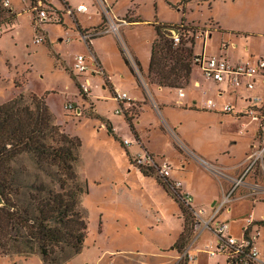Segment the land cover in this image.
Instances as JSON below:
<instances>
[{"label":"rangeland","instance_id":"rangeland-1","mask_svg":"<svg viewBox=\"0 0 264 264\" xmlns=\"http://www.w3.org/2000/svg\"><path fill=\"white\" fill-rule=\"evenodd\" d=\"M10 1V7L6 9L12 12L2 17L8 22L13 21V27H4L0 39V105L22 92L44 97L56 118V125L81 143L75 170L88 186L87 193L81 196L88 237L78 255L69 249L63 254L58 251L57 256L69 258L61 264L169 262L167 253L171 247L183 233L184 237L189 235L183 228L188 216L183 215L179 205L166 193L159 183L163 180L159 175L148 177L136 172L127 154L128 150L133 159L132 152L136 147L127 146L125 150L108 134L107 127L111 125L123 141L134 137L120 104L105 88V80L109 86L111 78L115 88L127 92L130 97L145 100L141 103L133 99L131 106L125 108L130 111L137 137H142L132 138L133 145L142 146L143 151L152 153L159 160H168L173 176L183 180L197 198L194 205L209 208L220 195L221 185L226 180L217 177L202 161L232 169L245 159L247 153L252 154L251 145L263 144L264 122L259 125L246 117L209 111L205 109V103L212 99L219 107L229 104L239 112L250 107L249 99L254 95L264 94L263 84L258 80L254 91L244 87L236 89L227 81L217 84L205 79L202 69L195 66L191 76L193 81L187 88L151 90L146 74L151 46L156 38L155 28L182 27L187 37L194 39L197 53L205 52L228 61L230 58L232 62L252 61L264 55V0H106L119 18L135 22L121 29L124 40L114 34L96 38L105 50L104 60L110 78L107 75L104 78L92 76L95 71L91 65L92 55L89 47L80 42L81 31L77 28L79 24L92 28L101 20L103 22L99 0H71L75 9L83 3L88 11L77 13V21L65 15L64 24L45 22L38 29L30 2ZM53 4L60 8L58 1ZM40 36L45 37V42L35 44L34 40ZM78 55L90 60L87 76L99 81L100 98L94 99L93 103L89 96H79L71 77L72 73L78 76L74 71ZM194 81H199L200 86H194ZM219 89L225 91L222 97ZM181 91L187 95L186 99L180 97ZM193 99L197 100V107L193 105ZM69 104L74 105L73 110L66 109ZM144 142L147 149H144ZM183 163L186 169L181 171ZM247 163L246 159L241 170ZM18 164L17 169L28 167L27 176L33 178L40 173L26 157ZM220 167L216 170L234 173ZM39 176L45 178L42 174ZM248 182L264 188L261 168L252 173ZM28 198L27 191L21 193L22 201ZM230 207L232 215L227 214L225 219L230 220L238 232L244 218L252 213L256 219L264 216V193L256 196L252 187L241 188ZM260 244L264 252V226ZM0 264L45 263L34 250L24 254L13 251L8 256L0 254Z\"/></svg>","mask_w":264,"mask_h":264},{"label":"trees","instance_id":"trees-1","mask_svg":"<svg viewBox=\"0 0 264 264\" xmlns=\"http://www.w3.org/2000/svg\"><path fill=\"white\" fill-rule=\"evenodd\" d=\"M59 2L67 6L64 0ZM11 12L3 7V2L0 3V26L13 27V21L2 18ZM171 28H155L156 39L151 46L146 74L147 86L151 90L187 88L191 83L193 68L197 66L194 39H189L185 30L178 27L180 42L175 43L174 35L169 32ZM125 63L130 65L127 60ZM136 64L140 68L139 63ZM71 77L82 97L80 78L74 73ZM121 108L131 133L137 138L130 111H126L123 105ZM55 122L56 118L45 98L33 92H22L0 105V193L5 201V205L0 207L1 255L36 250L43 263L61 264L69 258L57 256L58 251L63 254L65 249H69L78 255L84 247L88 226L86 211L81 207V196L87 193L88 186L87 182L80 180L75 170L81 143L77 138L63 133ZM107 132L127 150L111 125L107 127ZM127 154L133 166L128 150ZM24 157L40 172L33 178L27 176L28 167H15ZM138 172L148 177L158 175L151 168H141ZM159 183L179 205L183 215L188 216L179 193L172 191L167 181ZM24 191L29 197L26 201L21 199ZM184 222L183 228L189 230V217ZM184 234L177 243L185 238Z\"/></svg>","mask_w":264,"mask_h":264},{"label":"built area","instance_id":"built-area-1","mask_svg":"<svg viewBox=\"0 0 264 264\" xmlns=\"http://www.w3.org/2000/svg\"><path fill=\"white\" fill-rule=\"evenodd\" d=\"M27 1V0H24ZM30 2L31 13L38 21V27L45 22L54 24H63L65 15L76 19L77 13H86L87 6L79 5L76 9L69 6H62L59 0H28ZM58 1L60 8L53 4ZM10 0L3 1V7H10ZM104 23L101 27L81 32L80 41L88 47L96 37L114 34L122 40L121 29L128 25L127 19H120L114 16L110 7L104 6ZM35 20V21H36ZM4 34V26H0V39ZM175 43H179L178 36L174 37ZM45 42V37L40 36L34 40L35 44ZM195 63L202 69L205 79L214 81L217 84L229 82L232 87L240 89L244 87L248 91H254L257 88V81L263 84L264 90V56L258 57L252 61H246L238 64H232L226 59L207 55L205 52L197 54ZM74 71L78 73L81 82V89L85 96L91 94V84L87 76L89 68L84 56L76 58ZM77 76V75H76ZM199 86V85H198ZM112 98L118 103L131 105L133 99L125 92L118 89L113 90ZM180 97L184 93L180 92ZM250 107L241 111H236L232 105L219 107L217 103L209 99L205 103V109L209 111L218 110L222 114H233L238 118H249L252 122L262 125L264 122V94L254 95L249 99ZM66 109L73 110L74 105H67ZM126 146H132L133 140H124ZM252 154L247 158V166L244 172L237 178L230 180L227 174L216 170L218 168L202 161L206 166L212 169L217 177L230 183V189L225 192L221 199L212 204L209 208L196 207L194 197L190 192L183 188L180 181L172 178V168L165 159H157L152 153L144 150L142 153L133 157V167L139 169H155L158 175L167 181L172 191L179 193L181 203L188 211L189 235L179 243H175L167 254L170 255V261L165 264H264V252L261 248L262 228L264 226V216L256 219L252 213L248 218H244L235 232L234 224L225 219L227 214L232 215L230 204L234 201V195L241 188L252 187L253 194L261 195L264 188L260 185H251L248 178L259 167L264 172V142L259 146H254ZM209 169V168H208ZM210 169V170H211ZM262 220V221H261ZM260 221V222H259ZM223 260V262H222ZM163 264V263H162Z\"/></svg>","mask_w":264,"mask_h":264},{"label":"crops","instance_id":"crops-1","mask_svg":"<svg viewBox=\"0 0 264 264\" xmlns=\"http://www.w3.org/2000/svg\"><path fill=\"white\" fill-rule=\"evenodd\" d=\"M65 1V3L67 4V6H69V7H71V8H73V9H75L74 8V6L72 5V3H71V0H64ZM98 2V5H99V8L102 10L101 11V13H103V9H104V6H107V7H110L111 8V10H112V12H113V14H114V16H116L117 18H119L115 13H114V8L106 1V0H99V1H97ZM79 5H85V4H83V3H81V4H79ZM86 6V5H85ZM83 15H86V14H83ZM103 17V16H102ZM120 19H127V18H120ZM132 19V18H131ZM75 21H77V16H76V19H75ZM104 23V17H103V22H102V20H101V22L97 25V26H94V27H90V28H87V27H82V26H80V24H79V27H77V28H80V30L82 31V32H84V31H91V30H94V29H97V28H99V27H101L102 26V24ZM133 23H135V22H133V21H129L128 22V25L129 24H133ZM63 24H64V22H63ZM127 25V26H128ZM125 26H123L122 28H124ZM121 37H122V35H121ZM96 38H98V37H96ZM94 39V41L92 42V44H91V46L89 47V50H90V52H91V55H92V64L90 63V60H88V59H86V62H87V64H88V66H90V64L91 65H93L94 66V72H92V76L94 77V78H97V76H102L103 78L105 77L104 75H107L109 78H110V76H109V74H108V68H107V66H106V64H105V60H104V56H106V53H105V50L103 49V48H101L100 47V44H99V42L98 41H96L97 39ZM212 38V34H210L209 35V39H211ZM156 39V38H155ZM154 39V40H155ZM69 40V39H68ZM122 40H124L123 39V37H122ZM70 42V41H69ZM81 42V41H80ZM126 42V41H125ZM154 42V41H153ZM88 47V46H87ZM204 53V52H203ZM195 54H200V53H197V52H195ZM202 54V53H201ZM207 54V53H206ZM208 55V54H207ZM78 56H82V55H78ZM264 56V55H263ZM231 57V56H230ZM260 57H262V56H260ZM133 58V57H132ZM135 58V57H134ZM133 58V59H134ZM229 59V61H231L230 60V58H228ZM232 59V58H231ZM231 63L232 64H238V63H242V62H240V61H238V62H232L231 61ZM133 70H134V68H133ZM135 71V70H134ZM105 80V79H104ZM89 81H90V84H91V94H90V100H91V102L93 103L94 101V99H99L100 97H99V95H98V91H99V81H94V80H91L90 78H89ZM192 81H193V79H192V77H191V83H192ZM107 81L105 80V88H108L109 90H110V92H111V96H112V92H113V90H115V89H118V90H120L119 88H115V86H114V84H113V81L111 80V78H110V83H109V86L107 85V83H106ZM190 83V84H191ZM194 83V86H196V87H198V85L200 86V82L199 81H194L193 82ZM121 91V90H120ZM160 91H162V90H160ZM123 92V91H122ZM219 95L222 97L223 95H224V93H225V91H222L221 89H219ZM125 93H127V92H125ZM128 94V93H127ZM129 95V94H128ZM130 96V95H129ZM186 97H187V95L185 94V96H184V99H186ZM132 99H134V100H139L141 103H143V102H145V100H140V99H138V98H136V97H131ZM192 103H193V105L195 106V107H197V100L196 99H193V101H192ZM120 104V106L121 105H123L124 106V109L125 108H129L128 106H131V105H127V104H125V103H119ZM227 105H229V104H227ZM122 109V108H121ZM143 112H145L144 111V107H142V113ZM134 125V124H133ZM147 126V125H146ZM147 128V127H146ZM146 128H145V130H146ZM138 130V129H137ZM144 130V131H145ZM115 131V130H114ZM131 131V130H130ZM136 131V130H135ZM143 131V130H142ZM139 137V136H138ZM136 138V139H140V138H142V137H139V138ZM132 138H134L133 136L131 137V138H127V139H125V140H131ZM133 140V139H132ZM144 149H145V147H146V143L144 142ZM129 147H136V150H135V152H132L133 153V156H136V155H138V154H140V153H142L141 151H143V147L142 146H139V145H132V146H129ZM254 145H251L250 146V149L251 150H254ZM146 149H147V147H146ZM129 152V151H128ZM131 153V152H130ZM135 153V154H134ZM248 154V153H247ZM246 154V157H245V159L242 161V162H240L239 164H236V165H234V166H232V169L229 167V166H222V167H220L221 169H224L226 172H227V169L226 168H228L229 170H232L234 173L231 175V174H229L228 172H227V176H228V178L230 179V180H232V179H235V178H237V177H239L243 172H244V169H245V167L243 168V170H241L242 168V166L243 165H245V163H246V159L248 158V156L250 155V154H248L247 155ZM132 155V154H131ZM214 165V167H216L218 164H216V163H213ZM216 165V166H215ZM218 166L216 167V168H219ZM186 169V166L184 165V163L183 164H181V167H180V169L179 170H181V171H184ZM136 172H137V170H136ZM139 173V172H138ZM140 174V173H139ZM172 178L174 179V180H177V181H180V182H182V184H183V188H184V190L185 191H187V192H190L192 195H193V197H194V194L192 193V191L188 188V186H187V184L183 181V180H181V179H177V178H175L174 176H173V174H172ZM221 191H220V195L218 196V198L215 200H213L211 203L212 204H214L216 201H218L222 196H223V194L225 193V192H227L229 189H230V183L228 182V181H226V183H222V185H221ZM196 199L197 198H195L194 197V204H195V201H196Z\"/></svg>","mask_w":264,"mask_h":264},{"label":"water","instance_id":"water-1","mask_svg":"<svg viewBox=\"0 0 264 264\" xmlns=\"http://www.w3.org/2000/svg\"><path fill=\"white\" fill-rule=\"evenodd\" d=\"M169 31L175 33L174 37L178 36L180 33L179 30H177V29H171V30L169 29ZM4 205H5V201H4V199L0 193V207H3ZM171 249L173 250V248H171Z\"/></svg>","mask_w":264,"mask_h":264}]
</instances>
